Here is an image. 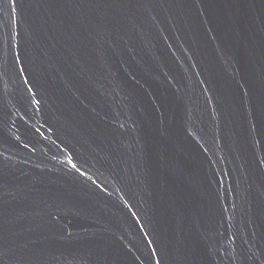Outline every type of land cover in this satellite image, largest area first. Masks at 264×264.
I'll list each match as a JSON object with an SVG mask.
<instances>
[{
	"label": "water",
	"instance_id": "water-1",
	"mask_svg": "<svg viewBox=\"0 0 264 264\" xmlns=\"http://www.w3.org/2000/svg\"><path fill=\"white\" fill-rule=\"evenodd\" d=\"M0 264H264V0H0Z\"/></svg>",
	"mask_w": 264,
	"mask_h": 264
}]
</instances>
